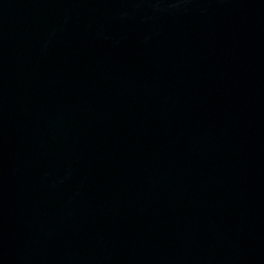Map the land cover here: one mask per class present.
Instances as JSON below:
<instances>
[{
  "label": "water",
  "instance_id": "obj_1",
  "mask_svg": "<svg viewBox=\"0 0 264 264\" xmlns=\"http://www.w3.org/2000/svg\"><path fill=\"white\" fill-rule=\"evenodd\" d=\"M0 264H264V0H0Z\"/></svg>",
  "mask_w": 264,
  "mask_h": 264
}]
</instances>
